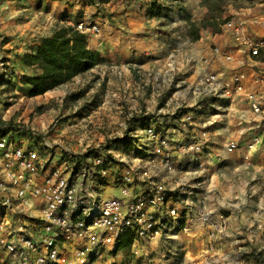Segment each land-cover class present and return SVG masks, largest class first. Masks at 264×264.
I'll list each match as a JSON object with an SVG mask.
<instances>
[{"label": "rangeland", "instance_id": "374dc122", "mask_svg": "<svg viewBox=\"0 0 264 264\" xmlns=\"http://www.w3.org/2000/svg\"><path fill=\"white\" fill-rule=\"evenodd\" d=\"M5 1L11 0L0 3ZM31 1L37 16L45 18L43 26L51 24L52 30L63 26L76 28L80 21L96 25L98 32L88 30L85 34L97 60L87 72L43 94L30 96L27 76L39 72L27 59L34 47L28 43H10L12 35L0 33V127L11 126L4 135L17 141L29 139L48 144L47 153L58 156L60 167L69 153L74 157L82 153L88 156L103 153L134 160L137 164L136 158L146 157L143 143L148 123H177L188 111L199 110L193 127L175 132V138L190 143L204 133L212 141L210 147L214 151L221 149L226 138L239 143V149L232 153L237 157L232 155L225 161L227 156L223 154L219 161L212 160V165H208V180L203 187L208 198L207 208L238 221L242 220V213L248 220L257 208L264 211L256 206L264 190L238 185L240 177L245 180L250 177L249 181L255 184L264 181L261 172L264 169V107L262 112L255 113L243 100L228 106L225 99L197 87V58L212 43L210 38L215 32L212 26L196 25L199 38L192 40L188 34L190 20L199 23L206 13L216 16L218 24L234 16L244 19L256 16L264 20V0H85L100 20L82 19L76 23L65 19L63 10L54 18L44 0ZM248 24L259 28L252 20ZM221 25H218V35H223ZM256 69L261 70L259 66ZM261 73L264 75V71ZM253 136H259L260 141L245 159L246 143ZM144 163L141 161L142 166ZM98 173L90 176V190H97L98 195H118L114 181L107 180L100 185L102 179ZM214 175L217 181L213 184ZM159 176L166 177L164 173ZM197 226L198 230L191 235L188 230L168 240L164 237L142 240L139 244L142 257L135 255L132 243L128 244L124 235L121 246H103L84 264L264 262L263 249L254 247L244 252L240 232L230 240L227 238V243L215 242V249L207 251L206 227L194 222L187 229ZM235 244V248L231 246ZM67 249V264H75L74 252L70 247Z\"/></svg>", "mask_w": 264, "mask_h": 264}, {"label": "built area", "instance_id": "2783aa9c", "mask_svg": "<svg viewBox=\"0 0 264 264\" xmlns=\"http://www.w3.org/2000/svg\"><path fill=\"white\" fill-rule=\"evenodd\" d=\"M261 18H227L221 25L226 43L208 45L197 61L195 81L197 87L225 99L228 106L247 101L255 113L264 107V55L259 59L261 70L227 63L234 62L237 49L254 58L264 54V33L250 30L255 27L248 24L252 20L264 28ZM76 28L84 34L98 32L96 25L83 21ZM198 112L188 111L173 124L148 123L143 143L146 157L136 158L137 164L103 153L80 157L69 153L60 167L58 156L47 153L48 144L0 136V264H67L68 247L75 264H84L101 247L117 246L127 232L134 235L132 251L142 257V240L178 237L194 222L206 227V250H214L218 236L228 230L229 217L207 208L203 189L207 169L212 160L237 151L239 143L226 138L221 149L214 151L204 133L190 143L175 138V132L193 127ZM259 141V136L251 137L243 158L250 157ZM96 171L100 185L114 181L118 195L90 190V176ZM263 212L255 210L262 218L257 228L264 238Z\"/></svg>", "mask_w": 264, "mask_h": 264}, {"label": "crops", "instance_id": "0c3cea01", "mask_svg": "<svg viewBox=\"0 0 264 264\" xmlns=\"http://www.w3.org/2000/svg\"><path fill=\"white\" fill-rule=\"evenodd\" d=\"M1 1L2 0H0V2ZM69 3H71V5ZM44 4L49 6L50 14L54 18H58V13L60 12V10H63L65 12L63 14V17L65 19H68L70 22L76 23L82 19H84L85 21L86 19H90L98 22L100 20V17L92 14L91 6L88 5L85 0H44ZM59 16L62 15L60 14ZM44 19V17L37 16L34 3L32 4L31 0H11L0 3V33L11 34L12 36L10 43L19 42L23 45L25 43H28L35 48L39 44L41 38L49 36L55 31V29L52 30L51 24H48V26H43ZM24 23H26L27 27H24ZM250 30H253L259 34L264 33V28H250ZM210 39L212 43H217L219 45H224L226 43V37L224 35H218L217 33H214ZM88 45L90 47L91 44L88 43ZM207 48L208 46L206 47V51L208 50ZM227 65L252 69V67L256 68V65L259 66V60L250 56L245 50L237 49L234 54V62L230 64L227 63ZM263 138L264 135L262 136V139ZM262 144L264 145V142ZM232 155L235 157L238 156L237 154H228L226 155L227 157L225 158V161H227L229 157H232ZM262 167L264 168V165H262ZM261 172L264 177V169H261ZM213 178L214 182L212 181V183L214 184L216 183L217 178L215 177V175L213 176ZM250 179L251 178L249 177V180ZM249 180L241 179L240 177L238 185H240L242 188L250 186L253 190H258L257 187H260L259 189L261 192L262 190H264V181L255 184V181L254 183H251V181ZM223 186L226 187L227 183L224 182ZM241 201H244V199H242ZM258 202L259 203L256 206H261L262 208H264L263 194L260 195ZM243 216L244 215L242 213V220L240 221L232 218L231 215L228 216V230L225 234L221 235L220 237L218 236L216 242H218L219 244H224V242L227 243V238H229L230 240L234 236V234H238L240 232V234H242V240L240 241V244L244 249V252L248 253L254 247H258L259 250H262L264 238L261 231L257 228V223L262 222V218L259 217V215H257L256 213H253V217H249L248 220L247 218H243ZM231 246H234L235 248L236 244ZM249 262H251V260H249ZM260 264H264V262Z\"/></svg>", "mask_w": 264, "mask_h": 264}, {"label": "trees", "instance_id": "16d2710c", "mask_svg": "<svg viewBox=\"0 0 264 264\" xmlns=\"http://www.w3.org/2000/svg\"><path fill=\"white\" fill-rule=\"evenodd\" d=\"M216 19V16L206 13L199 23L190 20L189 36H192V40H197L199 38L198 28L206 26H212L214 32L217 33L220 30V24H223L227 18L219 24ZM27 59L28 63L39 69L38 73L27 76L30 86L27 93L35 96L70 81L74 76L87 72L93 67L97 57L88 45L86 34L73 26H63L51 35L41 38ZM10 127L8 124L0 127V136H3ZM124 235H126V242L131 244L134 235L131 232ZM120 243L122 244V241L117 245L121 246Z\"/></svg>", "mask_w": 264, "mask_h": 264}, {"label": "bare ground", "instance_id": "6f19581e", "mask_svg": "<svg viewBox=\"0 0 264 264\" xmlns=\"http://www.w3.org/2000/svg\"><path fill=\"white\" fill-rule=\"evenodd\" d=\"M200 57V56H199ZM199 57L197 58L199 60ZM196 230H198V226L197 227H194V228H191L189 229V234L191 235L192 233H194Z\"/></svg>", "mask_w": 264, "mask_h": 264}]
</instances>
